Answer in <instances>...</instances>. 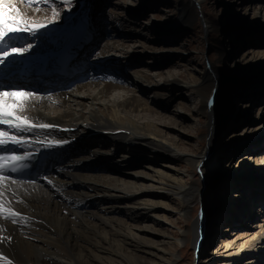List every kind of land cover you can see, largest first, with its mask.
Instances as JSON below:
<instances>
[{
	"label": "bare ground",
	"instance_id": "bare-ground-1",
	"mask_svg": "<svg viewBox=\"0 0 264 264\" xmlns=\"http://www.w3.org/2000/svg\"><path fill=\"white\" fill-rule=\"evenodd\" d=\"M75 3L76 5L67 9L65 13L60 14L57 11L59 15L49 23L48 21L52 19V11L36 8L35 5L40 6V2L33 3L30 7L23 0H14L10 4L5 2L6 8L11 9L7 12L6 23L14 22L11 18L17 17L16 9H19L21 14H26L25 19L30 18L36 24L45 25L35 31L29 26L28 31L9 33L5 37V41L11 42L12 47L27 48L28 41H35L39 46L30 47L26 52L17 54L23 59L18 64L20 69L24 68L26 63L24 61L31 63L24 72L30 74L32 82L21 89L33 92L40 97L39 101H32L27 114L41 123L57 125L56 128L50 130L35 129L33 133L24 134L26 138H32L31 140L43 141V143L28 141L30 147L26 149L32 151L42 149L50 141L55 140L68 142L59 145L52 144L48 167L39 176L37 184H22L13 180L3 182L5 208L10 207L20 212L23 219L17 218L15 224L0 220V256L7 257V259H0V264H9V261L11 264H172L167 257L169 254L160 249L161 245L157 244L158 242H149L141 235V232L162 235L164 236L162 242L168 243L162 230L145 223L142 227H136L140 230L137 232L138 230L131 225L111 215L117 212L120 205L124 204V209L128 211L130 218L133 221L139 220L136 219L141 218L138 212L142 210L153 212L157 208L165 209L169 206L167 201L169 199L178 204L184 202L183 212L187 215L186 211L190 209L189 206L197 201L191 195L192 187L189 188L184 183L181 175L169 176L165 172L155 170L150 165L148 170L152 173L135 172L133 178L130 179L125 173L117 174L107 164L109 161H117L121 164V161L125 160L132 168L137 165L138 162L130 159L125 152L126 147L140 151L152 147L156 150L167 148L176 150L178 148L179 144L170 141L165 136L166 134L156 126V121L149 122L147 125L141 124L138 117L141 113L150 110V103L133 91L131 94L126 93L122 100L111 101L110 96H113L115 90H123V88L121 82H116L109 76L97 77L104 84L97 85L95 91H86L92 85L78 84L77 90L70 92L66 89V84L70 82L68 81L59 89L55 87L56 90L52 96L46 94L42 82L35 77L36 75L42 76L43 69H47L46 65L61 58L64 53L76 52L78 54L77 63L82 67L89 65L88 48L97 38L92 17L95 0H75ZM179 6L181 16L176 24L167 25L166 30L162 29L163 34L158 40L161 45L173 41L178 29H184L198 20L199 22L201 20L204 31L208 30V34L212 29L219 30L217 23L209 21L208 18L196 12V0ZM251 12L255 18L258 17L257 7H252ZM118 29L115 28V31L111 32L116 34ZM160 48L163 52H167L168 47ZM263 54V48L258 51H249L242 55L241 59H233L227 68L225 66L219 68L218 65L213 68L210 65L204 72V80L193 74L190 69L185 72L178 71V73L182 72L179 74H186L189 77L192 83V89L189 91L194 94L192 102L201 105V114L210 116L212 119L216 117V107L214 108L210 100L211 94L215 90L216 94L221 92L220 86L226 81L237 80L248 85L247 83L253 80L250 82V87L255 89L259 87L260 91H264V68L257 74L253 71L257 60L260 57L264 59ZM184 63H181L183 68L189 67ZM128 64L131 67L132 63ZM246 71L251 75L245 78ZM128 76L126 79L137 86L141 81L149 84L154 79L147 73ZM172 87V83L166 78L164 83L156 85L152 93L156 98L164 99L166 88L172 89ZM8 90L20 89L14 88L12 82L0 91ZM230 95L223 97L229 106L227 115L224 116L226 121L235 117L229 113L235 104V100ZM87 101L92 106L88 113L77 112L74 109L73 106L76 108L85 106ZM17 114L23 115L24 113L17 111ZM88 121L91 123L88 124ZM248 128L244 127V133H248ZM250 129L253 130V138H255L264 132V125L259 123ZM214 135L210 136L209 131L207 137L213 139ZM245 136L239 137V140ZM213 140L216 141V137ZM230 141L234 143L238 151L242 150L245 145L244 142H238V137L236 140L232 136ZM108 143H114L117 146L115 152L106 150ZM203 143H205L204 140ZM218 154L217 152V157L214 158L210 150L204 148L202 153L197 155L200 156L199 158L190 161V165L201 173V186L211 177L210 175L215 174L218 177L216 182L224 180L226 181L225 187L240 191L249 178L258 173L259 165L256 157L250 154L243 156V152L237 153L236 157L240 158L234 162L232 172L227 173L225 170L220 172L219 168L214 167L215 163L219 164ZM222 168L224 169L223 165ZM48 169L51 170L47 176ZM208 170L211 171L208 172ZM13 192L16 193L15 196L12 195ZM231 194L223 192L221 194L223 200L220 198L218 202H214L215 215L220 213L223 207V209L228 208L225 199H230ZM100 198L102 200H99ZM239 199L241 200V197ZM17 201H23V203H17ZM244 204L246 205L247 202ZM93 219H97L98 222L91 223ZM141 219L143 222L146 221L144 218ZM212 223L211 221L208 226L205 238L201 236V232L199 233L200 229L203 230L202 218L195 221L192 230L190 229L187 233L182 232V238L185 239V236L194 231L192 234L198 259L202 257L201 252L205 248H198V245L200 246L204 239L205 244L209 242ZM228 223L234 225L235 220ZM177 242L180 244L182 240H177ZM210 245L213 246L214 242ZM220 245H214L210 252L213 255L209 259L216 264H256L258 262L264 264V221L256 226L253 232H248L236 237L235 241ZM139 251L150 255V258L140 256ZM172 256L176 257L175 254Z\"/></svg>",
	"mask_w": 264,
	"mask_h": 264
},
{
	"label": "rangeland",
	"instance_id": "rangeland-1",
	"mask_svg": "<svg viewBox=\"0 0 264 264\" xmlns=\"http://www.w3.org/2000/svg\"><path fill=\"white\" fill-rule=\"evenodd\" d=\"M13 1L5 0L7 4ZM191 1L95 0L92 17L97 38L88 48L90 57H88L89 65L86 68L90 79L80 85H92L86 89L92 92L97 89V85L104 84L97 77L109 76L114 81L121 82L123 90H115L110 100H122L126 93L135 92L150 103V110L141 113L138 117L141 124L147 125L149 122L156 121L155 124L160 131H163L170 141L179 144L176 150L173 148L156 150L152 147L140 151L126 147L125 152L129 158L138 164L132 168L125 160H122L121 164L117 161H109L107 164L114 172L125 173L132 179L135 172L152 173L148 170L151 165L155 170L165 172L169 176L181 175L184 183L189 188L192 187L191 195L197 199L192 206H189V210H185L187 215L183 212L184 202L178 204L171 199L167 200L169 206L165 209L157 208L153 212L149 210L138 212L137 214H140V217L146 220L145 222L139 217L136 218L139 220L133 221L128 211L124 209V204L120 205L121 208L118 207L117 212L111 215L120 218L121 221L123 220L135 229L146 223L150 227L162 230L168 243L162 242L164 239L162 235L146 232L145 234L141 232V235L149 242H158L157 244L161 245L160 249L169 254L167 257L172 264H192V262L194 264V261L195 264H216L209 259L213 255L210 252L214 245L221 246L220 244L235 241L236 237L253 232L255 227L264 221V132L253 138V130L250 129L259 123L264 125V91H260L259 87L251 88L250 82L253 80L249 81L248 85L237 80L226 81L220 86L221 92L216 94L215 90L211 94L210 100L214 108L216 107V117L211 119L210 116L201 114V105L192 102L194 94L185 89L182 79L189 80V77L179 73L190 69L197 77L204 79V72L210 65L213 68L216 65L219 68L224 66L227 68L233 59H241V56L249 51L264 49V0H207L204 2L196 0V12L208 18L209 21L217 23L219 30L212 29L208 34V30L204 31L201 20L200 22L198 20L184 29H178L173 41L169 40L171 42L164 45L158 43L163 34L162 29L166 30L167 25L178 22L181 16L179 5L183 3L186 5ZM74 4L76 5L75 0L68 2L50 0L49 3L40 2V6L35 5V7L51 11L55 8L62 14L75 6ZM252 7L258 8L257 18L251 12ZM115 28H119L116 34L111 32L115 31ZM28 45L38 46L35 41H28L26 46ZM160 47H168L167 52H163ZM109 62L112 63L109 64ZM127 62L132 63L131 67ZM182 62L189 67L183 68ZM263 68L264 59L260 57L253 71L257 74ZM178 71L182 72L178 73ZM145 73L154 77L149 84L141 81L137 86L126 79L128 75L136 76V74ZM249 75L251 74L247 71L244 73L245 78ZM166 78L173 87L172 89L166 88L164 99L156 98L152 92L156 85L164 83ZM78 86L77 84L69 91L77 90ZM47 95L52 96V93ZM227 95L235 100L233 110L229 112L235 117H231L228 121L224 119V116L227 115L229 106L223 98ZM73 107L77 112L88 113L92 106L87 101L83 107ZM244 127H249L248 133H244ZM209 131L210 136L215 134L216 141L213 140L214 136L213 139L207 137ZM246 134L248 135L245 136ZM243 135L245 138L239 140V137ZM232 136L236 140L238 137V142H244L242 150L235 149L233 143L235 140L230 141ZM116 147L114 143H108L106 150L115 152ZM204 148L209 149L214 158L217 157V152L219 153V164L215 163L214 167L219 168L220 172L223 170L227 173L232 172L234 162L240 158L236 157L237 153L243 152V156L250 154L256 157L259 165L258 173L249 178L240 191L225 187L226 181L224 180L216 182L218 177L215 174L210 175L211 177L201 186V173L190 165V161L199 158L200 156L197 155L201 154ZM222 165L224 169H221ZM223 192L232 193L230 199H225L228 208L223 209V207L220 213L215 215L213 207L220 198L223 200L221 196ZM244 202L247 204L245 205ZM200 218H202L203 230L200 229L199 233L201 232L203 238L206 236L211 221L214 224L212 223L213 226L209 231V242L205 244L204 239V242L198 245L201 249L205 247L201 252L202 257L198 259L194 248V231L193 234L185 236V239L182 238V232L187 233L190 229L192 230L195 221ZM234 220V225L228 223ZM92 221L90 222L93 224L98 222L97 219ZM137 230L140 232L139 229ZM180 239L182 242L179 244L177 240ZM212 242H214L213 246L210 245ZM139 255L150 258V255L142 251H139Z\"/></svg>",
	"mask_w": 264,
	"mask_h": 264
},
{
	"label": "snow or ice",
	"instance_id": "snow-or-ice-1",
	"mask_svg": "<svg viewBox=\"0 0 264 264\" xmlns=\"http://www.w3.org/2000/svg\"><path fill=\"white\" fill-rule=\"evenodd\" d=\"M23 2L29 7L33 3L44 2L49 3L50 0H23ZM68 2V0H65ZM15 7V5L13 6ZM39 11V9H36ZM11 9H7L5 0H0V42L5 41V37L9 33H18L29 30L31 26L35 31L38 28L45 27L44 24H36L34 21L25 19L26 14H21L19 9H16L17 17L11 18L13 23H6L7 12ZM59 13L55 8L52 9V20L58 16ZM20 25L19 27L15 26ZM31 45L27 48L12 47L0 52V63H3V58H7L11 54H21L26 52ZM40 97L36 96L33 92H26L21 90H8L0 91V150L4 151V154H0V220H7L12 224L17 223V218L23 219L22 215L18 211L12 210L10 207L5 208V192L4 181L11 179L7 173H17L22 169L28 167L27 164L21 163V161L28 160L32 157V153L24 151L22 154H17L15 148H27L30 147L28 140L24 134L33 133L35 129L50 130L56 128L57 125L51 123H41L36 118L28 115V110L32 105V101H39ZM17 111L24 113L18 115ZM47 139V137H45ZM43 143V141H37ZM66 140L50 141L46 147H51L52 144H65ZM9 146H14L10 148ZM15 182V181H14ZM51 183V181H49ZM13 196L16 193H12ZM17 203H23V201H17ZM7 212V214H5ZM0 259H7V257L0 256ZM11 264V261H9Z\"/></svg>",
	"mask_w": 264,
	"mask_h": 264
}]
</instances>
